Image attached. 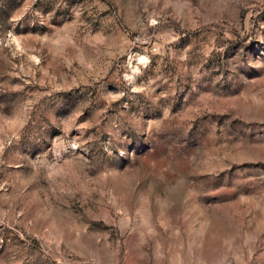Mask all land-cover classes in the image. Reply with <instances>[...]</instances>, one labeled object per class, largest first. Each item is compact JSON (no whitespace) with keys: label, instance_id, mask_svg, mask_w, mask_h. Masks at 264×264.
Masks as SVG:
<instances>
[{"label":"rangeland","instance_id":"rangeland-1","mask_svg":"<svg viewBox=\"0 0 264 264\" xmlns=\"http://www.w3.org/2000/svg\"><path fill=\"white\" fill-rule=\"evenodd\" d=\"M0 264H264V0H0Z\"/></svg>","mask_w":264,"mask_h":264}]
</instances>
